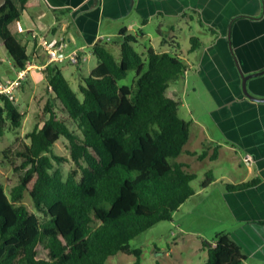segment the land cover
Segmentation results:
<instances>
[{
  "label": "trees",
  "instance_id": "1",
  "mask_svg": "<svg viewBox=\"0 0 264 264\" xmlns=\"http://www.w3.org/2000/svg\"><path fill=\"white\" fill-rule=\"evenodd\" d=\"M35 5L34 0H4L0 6V42L18 71L30 59L17 40V22ZM156 35L158 48L178 47L177 36L161 34L159 27ZM145 36L143 30L120 31L111 41L119 59L107 42H96L91 53L97 65L81 78L78 92L57 63L45 67L43 120L25 135L27 144L1 152L20 174L8 192L0 182V264H109L108 258L118 253L141 264V250L131 248L130 242L157 223L170 221L195 195L191 184L196 175L177 160L189 140L191 122L180 117L179 102L166 95L187 66L176 53L142 46ZM189 44V52L203 46L194 35ZM131 71L132 85H120ZM0 103L1 141L8 129L21 127L24 115L6 96L0 95ZM62 138L69 158L52 152ZM186 155L214 161L217 151ZM64 163L73 165L65 177L55 168ZM212 180L207 171L200 188ZM258 182L227 189L241 191ZM25 196L34 212L22 203ZM38 248L44 257L38 256ZM204 249V264H245L241 248L226 233H217Z\"/></svg>",
  "mask_w": 264,
  "mask_h": 264
},
{
  "label": "crops",
  "instance_id": "2",
  "mask_svg": "<svg viewBox=\"0 0 264 264\" xmlns=\"http://www.w3.org/2000/svg\"><path fill=\"white\" fill-rule=\"evenodd\" d=\"M34 1L35 7L24 11L17 22V40L25 46L30 59L24 70L18 71L12 66L0 42V63H5L9 69L5 76H0V82L15 80L23 73L15 95L19 102L16 108L21 106L19 112L24 116L29 113L31 102L39 109L37 102L42 98L46 101L44 69L48 64L72 65L70 58L77 55L78 77L83 78V73L87 77L97 65V60L91 65L94 57L91 47L98 41L111 44L122 30L136 33L154 24L159 29L166 26L168 31L161 34L172 37L179 31L184 33L185 29L189 37L195 33L203 36L199 37L203 46L189 52V44L186 56L179 42L177 48L173 45L171 49L158 48L159 39L150 42V47L159 53H176L187 66L184 76L168 87L167 97L181 105V98L191 92L198 95L193 97L197 104L209 101L207 109L204 108L209 123L198 125L194 134L190 131L184 147L185 158L181 159L180 155L178 162L185 164L194 175L196 173L190 170L193 161L212 163L215 167H204L211 172L212 182L197 189L195 195L174 212L176 216L165 221L168 223L165 234L168 233L173 244L168 252H176L181 242H186L184 235L182 239L176 238L174 227L177 233L206 238L209 242L215 234L226 233L241 248L245 264H264V103L243 96L239 75L264 71V0ZM3 2L0 0V6ZM198 21L212 28L215 34L202 28ZM32 35L43 38V43H38L39 39ZM144 39L140 40L142 46ZM52 40L62 44L61 62L51 61L43 47ZM62 74L64 76L63 71ZM246 86L252 96L264 98V74L249 79ZM202 90L206 97L200 95ZM203 150L208 155L216 150V160L208 157L197 160L186 155V152L201 153ZM247 157L250 161H245ZM219 165H222L220 170ZM254 179H259L254 187L241 191L227 189ZM189 202L193 207L183 213ZM200 209L205 213H198ZM219 209L225 210L226 221H230L228 229L215 226L219 222L215 214ZM196 248L205 251L204 240ZM172 252H165L166 257H175ZM198 258L201 260L200 256Z\"/></svg>",
  "mask_w": 264,
  "mask_h": 264
},
{
  "label": "rangeland",
  "instance_id": "3",
  "mask_svg": "<svg viewBox=\"0 0 264 264\" xmlns=\"http://www.w3.org/2000/svg\"><path fill=\"white\" fill-rule=\"evenodd\" d=\"M166 28H167L166 26H163L160 29L161 32H167L168 30ZM155 29H157V27L154 24H150L144 30V33L147 35L143 40V45L145 47L150 46V42L152 40H158V39L160 40V38L157 37L156 35ZM188 33L189 32L185 29L184 33L179 31V33L177 34L178 42L180 44V48L184 56H186L185 49L189 47ZM194 35L197 36L198 38L202 36L201 34H196V33ZM108 49L110 50V52L112 53L115 59H119V49L116 46L109 44ZM92 63H96L95 57H92L91 65ZM76 66L77 65L75 64L66 66V63H64V65H62L61 67L64 73V77L69 81L71 88L75 92H78V84L81 79H79L78 77L77 74L78 70ZM8 70L9 69L5 63H0V76H5ZM11 75L12 74L10 73L8 76L11 77ZM84 76L86 77L85 73H83V77ZM133 79H134V72L131 71L128 73L127 77L124 80L119 82V84L131 86ZM39 92H37L36 94H38ZM200 95L202 97H206V93H204L203 90L200 92ZM194 96H198V95L188 92L186 97L181 98V105L179 104V115L183 119L191 122L190 131L193 134H194V130L198 129V125L201 124L207 125V123H209L206 113L204 112V108L207 109V107L209 106V101L205 100L204 102L201 101L200 104H197L195 101H193ZM44 102H45V98H42L40 99V102H37L39 109L36 107L34 102H31L29 113L26 116H24V120L22 121L21 127L17 130L8 129L4 137L0 141V182L3 184L6 192H8L10 188L17 183V179L20 173L14 172L12 167L5 160L2 159L1 152L12 145L13 148H20L22 144L28 143V140L25 138V135L31 132L35 128V126L39 125L40 121H42L44 118V115L42 114L41 111ZM18 111H21V106L18 107ZM52 152L56 156L69 158L67 141L63 138L57 141L54 147L52 148ZM184 156H185L184 154H181L180 158L181 159L185 158ZM222 165L218 166L219 170L221 169ZM211 166L214 167L212 163L202 164L196 161L190 163V170L196 173V179L191 184L193 188H196V190L200 188L199 185L204 179V174L208 171L206 168ZM55 168L60 169L63 176L65 177L69 173V171L73 168V165L71 163H64L58 166L55 165ZM193 200H196V198ZM22 203L28 208L30 212H34L29 197L25 196ZM190 204L191 203L189 202L185 205L184 209L182 210L183 213H186L189 208L193 207V205ZM203 211L204 210L200 209L198 213H201ZM215 214H217L219 219V222L216 223L215 226L220 227L221 229H225V228L228 229L229 228L228 224L230 221L229 220L226 221L227 216L225 210L219 209L218 213ZM175 216L176 215L174 214L172 217L174 218ZM188 216L190 217V215ZM210 217L211 215L209 216V219ZM175 223H177V221H175ZM167 224L168 223L164 221L160 222L156 224L154 227L146 230L145 232H143L142 234H140L138 237H136L134 240L130 242L131 248H138L141 250V264H156V260L158 261V264H204L207 259L206 250L203 248L205 251L200 252L197 250L196 245H199L201 240H204V243H210L209 242L210 240L206 238H196V236H189L181 232L177 233L176 227H174L173 229L175 230L173 232L176 234V238L180 237L182 239L184 235V237H186V242H181L183 244H180L176 252H172L171 250L172 254L175 257H166L165 252L167 254L171 253L168 252V248L172 249V245H173L168 239V233L167 235L165 234L166 231L165 228L168 227ZM210 229L207 230V233L208 232L210 233ZM210 236H214V235L211 234ZM38 256L44 257V252L41 250V248H38ZM199 256L201 257V260L198 258ZM134 261H135L134 256L125 255L123 253H118L114 256H111L107 260L109 264H132Z\"/></svg>",
  "mask_w": 264,
  "mask_h": 264
},
{
  "label": "built area",
  "instance_id": "4",
  "mask_svg": "<svg viewBox=\"0 0 264 264\" xmlns=\"http://www.w3.org/2000/svg\"><path fill=\"white\" fill-rule=\"evenodd\" d=\"M32 38L36 39L37 36L35 37V35H32ZM37 39H39L38 43H43L44 41V39L41 37ZM43 47L51 61H62V58L59 56L62 44H59L57 40H52L49 43L44 44ZM70 62L77 64L79 62L77 55L72 56L70 58ZM22 79L23 73L21 72L15 80L0 82V95L6 96L11 102H13L15 106L17 102L15 91L20 87ZM245 161H250V157H247Z\"/></svg>",
  "mask_w": 264,
  "mask_h": 264
},
{
  "label": "water",
  "instance_id": "5",
  "mask_svg": "<svg viewBox=\"0 0 264 264\" xmlns=\"http://www.w3.org/2000/svg\"><path fill=\"white\" fill-rule=\"evenodd\" d=\"M264 74V71L263 72H260V73H255V74H251V75H248V76H244L243 74H239L240 75V88H241V92L243 94L244 97H246L248 100H251V101H254V102H260V103H264V98H255L254 96H252L248 90H247V86H246V83L249 79L251 78H254V77H257L259 75H262Z\"/></svg>",
  "mask_w": 264,
  "mask_h": 264
}]
</instances>
